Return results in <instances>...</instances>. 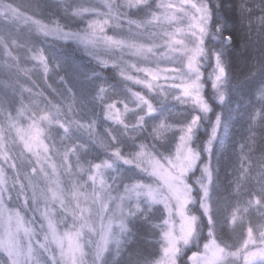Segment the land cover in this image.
<instances>
[{
	"label": "snow or ice",
	"instance_id": "snow-or-ice-1",
	"mask_svg": "<svg viewBox=\"0 0 264 264\" xmlns=\"http://www.w3.org/2000/svg\"><path fill=\"white\" fill-rule=\"evenodd\" d=\"M50 8L37 5L40 18L33 20L43 41L73 42L101 69L111 67L123 94L101 79L89 97L100 112L84 119L85 101L65 78L55 76L60 89L49 82L59 72L58 60L30 41L0 40L4 70L15 77L0 96V264H108L111 246L119 248L137 218L158 229V255L138 252L126 264H264V223L249 220L235 246L217 235L213 153L228 121L222 112L210 116L205 87L210 83L212 98L226 104L230 72L223 49L207 41L230 44L232 38L218 24L213 30L210 0H65ZM238 8L242 24L264 33V0H238ZM76 22L81 26L74 28ZM206 67L211 71L205 73ZM45 86L55 95L46 94ZM252 92L249 120L264 122V79ZM98 119L106 122L102 130ZM205 121L207 138L198 143ZM93 148L105 158H88ZM238 148L232 192L255 181L250 192L244 189L245 212L252 208L264 217V142L256 160L246 154H254L252 147ZM120 165L136 169L139 177L123 175ZM144 203L162 206L158 223ZM240 219L233 209L223 226L231 229ZM205 228L203 246L185 260V248Z\"/></svg>",
	"mask_w": 264,
	"mask_h": 264
},
{
	"label": "trees",
	"instance_id": "trees-1",
	"mask_svg": "<svg viewBox=\"0 0 264 264\" xmlns=\"http://www.w3.org/2000/svg\"><path fill=\"white\" fill-rule=\"evenodd\" d=\"M7 1L12 2L21 11L38 19L40 17L35 14L37 5H50L51 8L46 9V11H49L61 7L65 2H58V0ZM210 7L213 30L218 24L224 35L232 38L230 44L225 43L222 39H218L211 45L212 48H222L225 52L227 67L230 72V79L227 85V103L220 105L216 101H213L208 90L206 94L214 110L222 112L225 119L228 121L224 137L216 142L214 148L213 166L217 169V184L213 188V194L217 197L215 201V210L218 221H220L217 225V235L226 245L235 246L238 242L243 225L249 220L253 223H264V217L258 215L255 209L249 208V210L245 212V208L248 207V205L247 193L244 189L246 188L250 192L256 187L255 181L249 180L238 192H232L233 185L230 183L235 179L237 169L241 163L238 145L245 143L246 150L249 146L252 147L254 149V154H246L253 156V160H256L262 151V142H264V122L254 123L249 120V114L251 112L249 100L252 99V89L261 79H264V69H261V62L264 61V33L257 32L255 27L250 30L246 25L242 24L238 0H219V7L216 6L215 0H210ZM256 14H259L258 11ZM80 26L79 22L73 24L74 28ZM17 37L21 38L20 35H17ZM56 48L58 51L60 50L59 55L66 58L65 62H71L73 65L76 64L81 68L82 73L79 72V81L86 83L87 89L93 81L92 79H86L85 73L83 72L84 69L88 70L86 69V64L81 62L82 66L80 65L79 61L81 60L79 59V55L74 53L73 50H68L66 48L61 49L59 46ZM50 57L52 58L51 55ZM61 67H63V65H61ZM70 68L64 69L63 67L59 72L50 76V83H55V76L58 75V73H61L67 83L73 82V73H69ZM92 68L96 69V67ZM99 72L102 76H107L110 69H100ZM253 72H256V75L250 79ZM57 86L62 88V85L59 83ZM49 90L50 89H45V91ZM249 138L255 140L256 143L248 145L246 141ZM229 192H232V194L228 195ZM233 209H239L241 219L236 223L235 227L228 229L223 226V217ZM148 212L149 214L153 213L152 211ZM198 214H200V212H198ZM139 221L140 218H137L130 222L129 226L131 231L126 234L128 238L126 245H129L131 241H138L141 228ZM151 257L155 258V256ZM136 258L135 256L134 259Z\"/></svg>",
	"mask_w": 264,
	"mask_h": 264
},
{
	"label": "rangeland",
	"instance_id": "rangeland-1",
	"mask_svg": "<svg viewBox=\"0 0 264 264\" xmlns=\"http://www.w3.org/2000/svg\"><path fill=\"white\" fill-rule=\"evenodd\" d=\"M62 1H65V0H58V2H62ZM112 1L113 3L115 2V0H110V2ZM89 2L96 3L97 5L100 4V0H89ZM30 16L32 17V19H29ZM34 19H38V18L21 11L12 2L3 0V3L0 4V40L4 41L5 43H11L13 40H15L19 44H23L25 41H30L34 44L42 46L45 49V51L52 56V58H55L56 60L59 61L61 65H63L64 69L65 68L68 69V67L69 68L71 67L69 69V73L70 72L73 73L72 76H73L74 81L71 83H68V85L72 87V89L74 90V92L76 93L78 97H80L81 99L85 101V105L82 106L83 110L81 111L82 118L87 119L90 116H96L100 112L99 106L94 104L89 99V97L91 95H94L95 87L100 82L101 79L106 81L108 84H110L114 92L123 94L122 93L123 84L120 81L118 75L115 73V71L111 67L105 68V69H110V72H108L109 74L107 76L100 75L99 77H94L92 79L93 81L92 84H90V86H88V88L86 89L87 84L79 81L80 80L79 72L82 73L81 68H79L76 64L73 65V63L71 62H65L66 58L59 55L60 50L58 51L56 47L59 46L61 49L62 48H66L68 50L71 49L74 51V53L78 54L79 59L81 60L79 61L80 65L82 66L81 62L85 63L86 69L89 70V71L85 69L83 70L86 77L92 72L99 71L101 68L94 61H92L90 57L86 56L81 50V48L75 45L73 42H67L63 44L57 43L55 41L51 43L44 42L43 37L36 30V26L33 23ZM108 34L109 35L112 34L110 29L108 31ZM17 35H20L21 38H18ZM214 41L215 40L209 37L207 43L210 48H212L211 45L214 44ZM16 51L23 54L25 52V48L18 47ZM4 60H5V55L3 53V46L0 45V96L3 95V89L5 86V82H7L10 78L15 79V77L11 76V74L8 71L4 70V67H3ZM61 65H60L59 70L63 69ZM89 66L96 67V69H93L92 67H89ZM207 71H211V69L206 67L205 73H207ZM59 75H61V73H58V75L56 76H59ZM36 78L39 80L38 75L36 76ZM39 84H40V87H44L43 81H39ZM54 84L58 89H60V87L57 86L58 83L55 82ZM45 89H47L46 86H45ZM207 90L209 91V94L212 97L213 90L211 89L210 83L206 84L205 92ZM46 94H50V96L55 95V93L51 92V89L49 91H46ZM213 101L215 100L213 99ZM210 105L212 106V104ZM171 106L172 105L169 104V105H166L165 108L171 107ZM212 108L214 110L213 106ZM176 111H181V107L176 106ZM216 112L217 111L214 110L212 113H210V116L214 118V115ZM98 126L102 130L103 127L106 126V122H104L102 119H98ZM207 128H208V122L205 121L204 126L200 128V130L197 132V142L198 143H202L207 138ZM74 135L81 140L84 139V137H82L79 133H74ZM9 146H10L11 151L13 152L17 151V145L13 143L12 141H9ZM125 148L127 150V145H125ZM88 158L99 160V159L105 158V154L99 151L98 149L93 148L91 149V152ZM119 167L122 169L123 175L139 177V173L137 172L136 169L131 168L129 166H124V165H120ZM196 174L197 175L199 174L198 169L196 170ZM9 187H11V182H9ZM143 200L144 198L141 197V201ZM143 206L147 209V215L150 217L152 223H158L159 218L162 214V206H156V205L149 206L147 203H144ZM148 211H152L153 213L149 214ZM193 211L195 214L199 215L198 206L194 208ZM26 215L31 216V213L30 212L26 213ZM139 223H140L141 228L139 231L140 237H138V241H131L129 245H126L127 240H128L127 236L126 235L121 236L120 237L121 245L119 246V248H117L115 244L111 246V252L106 257L108 264H126V261L129 260V258L134 259V257L136 256L138 252H142L143 254L149 255L150 257L151 256L156 257L158 255V247H159L158 229L152 228L149 223H146L143 220V218H140ZM178 226H179V221L177 220V227ZM206 233H207V229L205 228L201 236L198 237L197 239H194L192 243L185 248L184 253H183V258L185 260L187 259V256L191 255L192 252L196 251L198 244L201 247L203 246V243L206 238ZM229 264H232L231 259H229Z\"/></svg>",
	"mask_w": 264,
	"mask_h": 264
},
{
	"label": "clouds",
	"instance_id": "clouds-1",
	"mask_svg": "<svg viewBox=\"0 0 264 264\" xmlns=\"http://www.w3.org/2000/svg\"><path fill=\"white\" fill-rule=\"evenodd\" d=\"M105 2V0H100V3H104Z\"/></svg>",
	"mask_w": 264,
	"mask_h": 264
}]
</instances>
